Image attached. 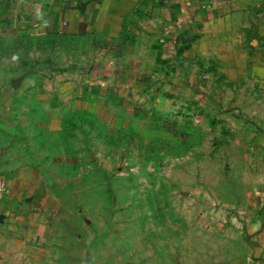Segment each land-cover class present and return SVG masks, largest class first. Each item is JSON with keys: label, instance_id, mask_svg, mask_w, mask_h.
<instances>
[{"label": "rangeland", "instance_id": "374dc122", "mask_svg": "<svg viewBox=\"0 0 264 264\" xmlns=\"http://www.w3.org/2000/svg\"><path fill=\"white\" fill-rule=\"evenodd\" d=\"M202 6L0 0V264H264V67Z\"/></svg>", "mask_w": 264, "mask_h": 264}, {"label": "crops", "instance_id": "0c3cea01", "mask_svg": "<svg viewBox=\"0 0 264 264\" xmlns=\"http://www.w3.org/2000/svg\"><path fill=\"white\" fill-rule=\"evenodd\" d=\"M202 5H207L201 8L205 15L199 14L202 29L208 27L205 37L216 38L218 46L232 44L235 60L264 67V0H202Z\"/></svg>", "mask_w": 264, "mask_h": 264}, {"label": "built area", "instance_id": "2783aa9c", "mask_svg": "<svg viewBox=\"0 0 264 264\" xmlns=\"http://www.w3.org/2000/svg\"><path fill=\"white\" fill-rule=\"evenodd\" d=\"M2 191H3V190H2V187L0 186V195H1Z\"/></svg>", "mask_w": 264, "mask_h": 264}]
</instances>
